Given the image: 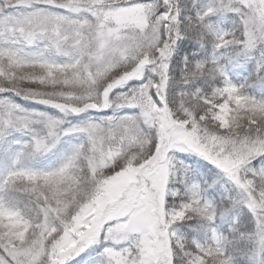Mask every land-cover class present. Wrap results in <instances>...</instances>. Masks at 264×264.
<instances>
[{
  "label": "snow or ice",
  "instance_id": "obj_1",
  "mask_svg": "<svg viewBox=\"0 0 264 264\" xmlns=\"http://www.w3.org/2000/svg\"><path fill=\"white\" fill-rule=\"evenodd\" d=\"M0 264H264V0H0Z\"/></svg>",
  "mask_w": 264,
  "mask_h": 264
}]
</instances>
